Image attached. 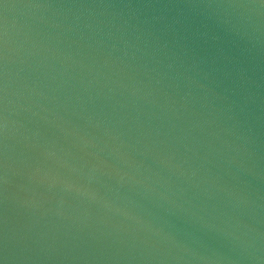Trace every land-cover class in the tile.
<instances>
[{
  "label": "water",
  "instance_id": "95a60500",
  "mask_svg": "<svg viewBox=\"0 0 264 264\" xmlns=\"http://www.w3.org/2000/svg\"><path fill=\"white\" fill-rule=\"evenodd\" d=\"M0 264H264V0H0Z\"/></svg>",
  "mask_w": 264,
  "mask_h": 264
}]
</instances>
